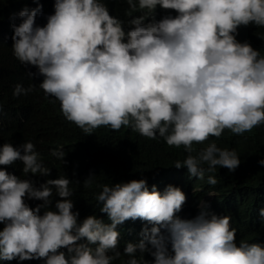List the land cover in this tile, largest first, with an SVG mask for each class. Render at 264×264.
<instances>
[{
    "label": "clouds",
    "instance_id": "clouds-1",
    "mask_svg": "<svg viewBox=\"0 0 264 264\" xmlns=\"http://www.w3.org/2000/svg\"><path fill=\"white\" fill-rule=\"evenodd\" d=\"M34 2L38 7L21 10V22L12 25L13 54L38 68L44 77L39 87L60 102L66 120L86 135L99 127H124L183 146L188 155L174 167H186L199 179L204 164L208 172L239 167L235 149L211 143L193 155V144L219 138L225 129L242 135L264 125V56L236 39L240 26L264 27V0H115L128 4L129 17L147 10L127 20L128 31L109 12L107 3L113 0H54V14L44 26H36L42 6ZM157 6L177 15L149 20ZM33 88L17 84L13 95H27ZM20 149L11 143L0 146V165L19 160L25 175H50L31 141ZM51 155L63 161L65 153L57 148ZM94 179L89 176L84 186ZM70 183L60 176L37 188L0 170V260L112 264L121 256L117 226L140 219L154 226L142 230L139 243L126 244L123 255L130 259L124 264H147L145 252L154 264H264V246L243 240L237 246L231 217L210 215L207 205L194 219L177 217L187 199L179 187L168 185L161 193L155 185L149 190L146 179L102 185L96 199L110 220L106 224L95 215L78 221L68 199ZM208 183L218 181L209 176ZM53 187L61 197L56 211L49 210ZM26 198L43 203L33 209ZM259 214L264 218V208ZM82 238L87 243L78 244Z\"/></svg>",
    "mask_w": 264,
    "mask_h": 264
},
{
    "label": "trees",
    "instance_id": "trees-1",
    "mask_svg": "<svg viewBox=\"0 0 264 264\" xmlns=\"http://www.w3.org/2000/svg\"><path fill=\"white\" fill-rule=\"evenodd\" d=\"M39 6H42V10L37 14L35 23L36 26H44L47 17L54 14V0H39ZM37 7L38 3L34 0H7L6 3L0 0V104L3 107L0 113V146L11 143L14 148L20 149L23 143L31 141L35 150L40 153L43 165L50 169V175H25L23 162L19 160L12 165H0V170L20 179L30 180L37 188L48 179H57L60 176L69 179V189L73 194L68 199L74 204L72 211L79 213V222L89 215H95L104 223H110L107 214L100 211L102 204L96 199L104 184L111 186L133 179H146L149 190L155 185L161 193L168 185L179 187L187 199L181 211L176 213L177 217L194 219L204 205H207L205 210L210 215L231 217V227L236 229L237 246L241 240L264 246V218L259 214L260 209L264 208V165L259 164V161L264 159V125L242 135L225 129L219 138L211 137L203 144L194 143L193 148L196 151L193 155L208 144L216 143L222 149H235L241 161L234 172L219 166L215 171L208 172V165L204 164L203 179L190 176L186 167L175 168V162H183L188 153L183 146H169L159 136L155 140L148 139L131 128L124 127L119 131L99 127L92 134L86 135L78 126L66 120L61 112L60 102L46 95L39 87L44 77L38 74V68L22 64L13 54L12 25H19L21 22L18 16L21 10ZM107 7L112 16L125 22V31L129 30L127 20L147 12L146 9L137 10L129 17L126 15L128 4L115 0L108 2ZM176 15L175 10H165L157 6L149 20L154 18L159 21L165 16ZM237 32V41L249 43L264 56V27L252 23L240 26ZM29 72L36 75L31 78ZM17 84L24 88L34 85V88L27 95L14 96L13 91ZM57 148H61L65 153L63 161L51 155V151ZM20 150L23 154V150ZM89 176H95L94 182L85 187L84 181ZM209 176H214L218 183L210 185ZM50 199L49 210L56 211L55 204L61 197L54 187ZM25 202L33 209L43 203L27 198ZM43 211L44 209H41V215ZM153 226L140 219H129L118 225L120 239L117 250L121 256L112 264H124L130 259L123 255L126 244L139 243L142 230ZM2 228L3 225L0 224V230ZM161 231L168 235L164 229ZM77 243H87L86 238ZM167 247L171 252L170 242ZM60 251L67 253L66 248H61ZM136 255L137 259H141L139 251ZM143 259L147 264H154V257L148 252L143 254ZM0 264H46V261L14 259L0 260Z\"/></svg>",
    "mask_w": 264,
    "mask_h": 264
}]
</instances>
